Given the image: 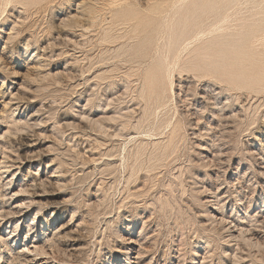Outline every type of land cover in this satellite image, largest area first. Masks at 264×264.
Here are the masks:
<instances>
[{"label": "rangeland", "instance_id": "1", "mask_svg": "<svg viewBox=\"0 0 264 264\" xmlns=\"http://www.w3.org/2000/svg\"><path fill=\"white\" fill-rule=\"evenodd\" d=\"M8 1L0 115L27 106L0 120L15 174L0 171V213L15 192L43 210L0 217V264L32 248V217L59 227L55 207L71 230L50 234L47 264H264V88L248 85L264 76V0ZM160 64L170 76L148 98Z\"/></svg>", "mask_w": 264, "mask_h": 264}, {"label": "bare ground", "instance_id": "2", "mask_svg": "<svg viewBox=\"0 0 264 264\" xmlns=\"http://www.w3.org/2000/svg\"><path fill=\"white\" fill-rule=\"evenodd\" d=\"M10 1V0H9ZM8 1V2H9ZM145 1V0H144ZM1 2H2V0H1ZM77 4V3H76ZM115 4V3H114ZM144 6V5H143ZM142 6V7H143ZM75 7V6H74ZM76 8V7H75ZM72 9V8H71ZM170 10H171V8H170ZM63 11V10H62ZM5 12V11H4ZM73 13V12H72ZM75 13V12H74ZM63 14V13H62ZM67 14V13H66ZM83 14H85L86 16H87V18L91 21V23H95V19H96V8L91 4V5H86L85 7H84V10H83ZM123 14H131V12H129V10H127V11H125ZM168 14V13H167ZM72 15V14H71ZM62 18H64V17H62ZM61 18V19H62ZM100 18V17H99ZM68 19V18H67ZM59 20V19H58ZM58 22V21H57ZM59 24V23H58ZM222 25V24H221ZM215 29V28H214ZM3 30V29H2ZM221 30V29H220ZM124 34V33H123ZM70 35V34H69ZM93 35V34H92ZM210 36V35H209ZM96 37V36H95ZM120 38V37H119ZM122 38V37H121ZM201 38V37H200ZM101 40V39H100ZM131 41V40H130ZM157 41V40H156ZM201 41V40H200ZM104 42V41H103ZM196 42H197V39H196ZM195 42V43H196ZM114 43V42H113ZM159 44V43H158ZM19 45V44H18ZM131 45V44H130ZM189 46V45H188ZM187 46V47H188ZM153 47V46H152ZM185 47V46H184ZM178 49V48H177ZM183 49V48H182ZM12 50V49H11ZM184 50V49H183ZM189 51V50H188ZM3 52V51H2ZM12 52V51H11ZM23 52V51H22ZM182 52H184V51H182ZM181 53V52H180ZM247 54V56L250 58V60L253 62V64H255V65H257V63H260L261 62V58H262V55H261V57L260 56H258V57H253V56H251V55H248V53H246ZM38 55V54H37ZM40 55V54H39ZM179 55V54H178ZM15 56V55H14ZM26 56V55H25ZM24 56V57H25ZM180 57V56H179ZM2 58V57H1ZM181 59V58H180ZM180 59H178V60H180ZM177 60V61H178ZM34 61V60H33ZM42 62V61H41ZM33 63V62H32ZM37 65V64H36ZM174 66V65H173ZM175 67H177V66H175ZM174 67V68H175ZM28 68V67H27ZM42 68V67H41ZM9 70V69H8ZM170 70H171V68H170ZM34 71V70H33ZM8 73V72H7ZM38 75V74H37ZM38 76H40V75H38ZM169 76H170V74H169V68H164V66H162L161 64L159 65V66H157V68H155V70H151L150 72H148L147 73V75H146V77H145V86L147 87V89H145L143 92H146V93H148V98L150 97H152V96H155V97H157V95L159 94V92L160 91H162L163 89H164V87H163V84H164V79L166 80V79H168L169 78ZM2 77V76H1ZM10 77V76H9ZM31 77H33V76H31ZM255 79L251 82V83H249L248 85H250L252 88H264V76L263 75H261V77L259 76V73H258V75H256L255 77H254ZM21 80V79H20ZM127 80V79H126ZM31 83H32V81H31ZM9 84V83H8ZM19 85H20V83H19ZM19 85H18V87H19ZM2 87V86H1ZM9 87V86H8ZM10 88V87H9ZM17 88V87H16ZM4 89V88H3ZM32 91V90H31ZM143 94V93H142ZM5 96V92H3V93H1L0 92V100L2 99V101H3V97ZM8 97H9V95H8ZM157 99V98H156ZM8 100V99H7ZM10 101H8L7 103H5L4 102V104H3V106H2V108L1 109H4L3 111H4V113L6 112V110H5V107H8L9 106V103L13 100V97H11L10 99H9ZM1 102V101H0ZM26 106L27 105H25L24 103H21V105L19 104V105H15V106H12V107H14L12 110H11V106H10V112H11V114L9 115V116H7L9 119H10V121L9 120H7V118L6 117H4V114H2V116L0 117V120H3V121H5V123H7V124H13L14 126H17L20 122H21V119L20 118H17V119H14V113L15 112H26ZM48 107V106H47ZM2 111V112H3ZM1 112V111H0ZM8 112V111H7ZM29 112V111H28ZM18 113V114H19ZM20 115V114H19ZM24 115V114H23ZM20 117V116H19ZM34 118V116L33 115H31V120ZM12 119V120H11ZM23 119V118H22ZM39 119V118H38ZM25 120V119H24ZM22 123V122H21ZM25 123V122H24ZM33 124V123H32ZM24 125H27V123H25ZM32 126V125H31ZM7 127H8V125H7ZM27 128V127H26ZM25 129V128H24ZM23 129V130H24ZM22 130V131H23ZM116 130V129H115ZM43 132V131H42ZM17 133V132H16ZM26 133V132H25ZM15 138V137H14ZM20 138V137H19ZM18 146V145H17ZM25 146H26V148H28V149H31L32 148V146H33V144H31V142L30 141H28V143L27 144H25ZM43 149V148H42ZM26 150V149H25ZM29 152V151H28ZM47 152V151H46ZM8 153V152H7ZM45 154V153H44ZM1 157V156H0ZM52 162V161H51ZM13 165V164H12ZM11 168H12V166H10V165H8V163L5 161V159H4V157H2V158H0V171H1V177L3 176V175H6V177L4 178L6 181H5V183H6V185L7 186H12L13 184H15L14 183V176H15V174H13V172H11L10 170H11ZM259 169H261V168H259ZM259 172V171H258ZM9 175H11L12 177L9 179V180H7V178H9L8 176ZM48 176V175H47ZM31 178V177H30ZM51 178V177H50ZM17 179V178H16ZM38 179V178H37ZM41 179V178H40ZM52 179V178H51ZM48 180V179H47ZM61 180V179H60ZM0 181H1V178H0ZM33 181V180H32ZM43 181H39V184L40 183H42ZM3 183V182H2ZM6 186V187H7ZM17 186V185H16ZM27 187L26 188H28V186H29V188L30 187H35V184H34V182H32L31 184H29V185H26ZM19 187V186H18ZM24 187V186H23ZM22 187H20V190H19V192H25V189H21ZM17 189V188H16ZM34 189V188H33ZM8 193V192H7ZM14 193V192H13ZM30 193V192H29ZM26 194V193H25ZM39 194V193H38ZM38 194H35V195H33V197L31 198V199H28V201L27 202H23V203H17V193L15 192L14 194H12L11 196H9L8 198H7V202L8 203H10V204H8V209H7V211H2L1 210V212L2 213H0V217H2L1 219H3V217L4 216H6V217H8V216H13V222L16 224V225H18L19 226V223L21 222V220H22V218L23 217H26L27 215H28V213H27V210H28V208L29 207H31V206H36V207H38L37 209H36V212H39V211H41V210H43L42 209V207H41V204H39L40 203V201H36V199L35 198H38V197H41L40 195H38ZM51 194V193H50ZM27 196V195H26ZM50 196V195H49ZM25 197V196H24ZM28 197V196H27ZM30 197V196H29ZM43 197V196H42ZM213 198V197H212ZM24 199V198H23ZM47 199V198H46ZM21 200V199H20ZM51 201V200H50ZM49 201V202H50ZM6 202V203H7ZM4 203V202H3ZM43 203V202H42ZM61 203V202H60ZM13 204H14V206H13ZM5 205V204H4ZM3 205V206H4ZM10 205V206H9ZM56 205V204H55ZM12 206V207H11ZM6 207V208H7ZM9 207H11V208H9ZM53 207H54V205H53ZM45 208V207H44ZM53 210L51 211V213H53L55 216H56V219H54V223L55 222H57V223H59L58 225H59V227H55L54 228V230L53 229H51V227L53 226V221H52V224H44L43 225V223H42V225L41 224H39V220H42V221H44L45 222V217H39L38 218V223H37V221H36V216L32 219L31 218V224L28 226V232L29 233H31V231H33V230H35V229H37V227H38V229L34 232V234H27V237L29 238L30 237V235H31V244H32V248H29V247H27V246H25L24 247V249H22V250H20V251H17V250H12V252L14 253V255L13 256H11V257H9V259H8V261H7V264H19L20 262H22V263H30V262H32L34 259H33V256H36V255H31L32 253H34V252H36L37 253V255H39L40 256V258H39V260H38V258H37V260H38V262H36L35 264H47L49 261H48V254L50 253H48V251H49V247H51L50 246V244H51V238L53 237V236H56V235H58V236H61V235H66L67 234V230H71V227H70V224L69 223H64V224H61V219H62V215H61V212L59 213V209H57L56 207L55 208H52ZM6 210V209H5ZM23 213V214H22ZM21 214V215H20ZM214 214V213H213ZM16 215V216H15ZM39 216V215H38ZM64 217V216H63ZM217 219V218H216ZM223 219V218H222ZM219 221V220H218ZM223 221H225V220H223ZM9 222V221H8ZM63 223V222H62ZM80 223V222H79ZM224 223H226V222H224ZM11 224V223H10ZM39 225L42 227V229L41 228H39ZM75 225V224H74ZM49 226V229H48V233L47 232H43V227H48ZM75 226H77V225H75ZM227 227V226H226ZM235 227V226H234ZM17 228V227H16ZM14 229L12 232L14 233V232H16L17 231V229ZM70 228V229H69ZM39 229H41L40 231H39ZM75 229V228H74ZM74 229H73V231H74ZM247 229V228H246ZM52 230V231H51ZM68 231V232H69ZM241 231V230H240ZM247 231V230H246ZM39 232L41 233H43V239L42 238H40L41 236H39ZM84 232V231H83ZM236 232V231H235ZM243 232H245V231H243ZM252 232V231H251ZM82 233V232H81ZM239 233V232H238ZM248 233V232H247ZM50 234H51V236L52 237H49L50 236ZM74 234V233H73ZM240 234V233H239ZM246 234V233H245ZM228 235V234H227ZM235 235V234H234ZM247 235V234H246ZM250 236H252L253 234H249ZM57 236V237H58ZM249 236V237H250ZM248 237V236H247ZM248 237V238H249ZM56 238V237H55ZM65 238V237H64ZM253 238V237H252ZM37 239V240H36ZM55 241V240H54ZM81 241V240H80ZM76 243V242H75ZM53 244V243H52ZM51 244V245H52ZM60 244V243H59ZM63 244V243H62ZM29 245V244H28ZM79 245V244H78ZM53 247V246H52ZM70 247V246H69ZM72 247H74V246H72ZM54 248V247H53ZM66 249V248H65ZM72 249V248H71ZM74 249V248H73ZM75 250V249H74ZM74 250H73V252H74ZM77 250V249H76ZM66 251V250H65ZM125 251V250H124ZM66 253V252H65ZM70 253V252H69ZM77 254V253H76ZM122 254V253H121ZM126 254V253H125ZM69 255V254H68ZM72 255V254H71ZM78 255V254H77ZM50 256V255H49ZM73 256H74V254H73ZM126 256V255H125ZM142 257V256H141ZM51 258V257H50ZM36 259V258H35ZM104 260V259H103ZM51 261V260H50ZM129 261H130V259H129ZM135 261V260H134ZM133 261V262H134ZM55 262H53V263H51V264H54ZM107 263V262H106ZM105 263V260L104 261H102L101 262V264H106ZM131 263V262H130ZM55 264H57V263H55ZM108 264H111V263H109L108 262ZM141 264V263H140Z\"/></svg>", "mask_w": 264, "mask_h": 264}]
</instances>
